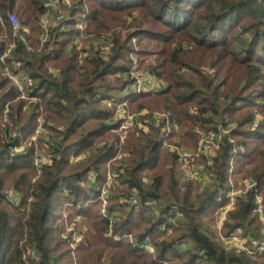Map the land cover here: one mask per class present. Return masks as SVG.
I'll list each match as a JSON object with an SVG mask.
<instances>
[{
	"label": "trees",
	"instance_id": "trees-1",
	"mask_svg": "<svg viewBox=\"0 0 264 264\" xmlns=\"http://www.w3.org/2000/svg\"><path fill=\"white\" fill-rule=\"evenodd\" d=\"M42 4L43 0H0L3 12L18 9L21 20L16 15L31 31L26 39L35 48ZM70 7L41 51L20 43L7 61L28 100L21 98L0 64V264H27L31 252L38 254L36 264H61L63 254H56L51 233L63 200L77 213L97 220L92 264H258L254 257L220 248L201 230V220L227 202L229 172L245 165H254L246 176L258 185L230 214L225 234L246 229L258 217L249 218L255 213L256 192L264 184V0H78ZM84 14L86 27L81 32L76 22ZM86 32L89 37L82 38ZM133 39L154 46L136 51ZM132 51L139 55L142 69L141 55L154 57L146 72L163 81L160 90L133 91ZM118 98L129 99L128 107L144 101L136 105L140 110L163 104L159 108L181 124L183 136L194 145L204 134L218 137L228 130L216 155L203 160L212 182L204 190L196 185L195 202L191 188L196 183L177 185L175 154L164 158L173 164L166 184L159 174L145 184L144 171L162 163L165 121L154 118L157 124L152 120L147 127H152L150 133L127 141L124 147H131L130 153L124 152L119 159L123 164L113 163L110 173L119 183L120 196L138 195L143 204H158L125 212L126 205L116 195L106 216L101 208L86 212L88 203L98 202L108 162L118 151L119 136H107L115 123ZM103 100L110 106L100 108ZM39 117L51 135L45 142L39 138V150L44 152L40 163L31 141ZM117 120L119 128L121 119ZM24 140L32 144L19 152ZM221 195L224 199L217 201ZM178 207L180 218L175 214ZM171 212L177 223H168ZM138 243H147L152 251L138 248ZM256 254L261 257L264 252Z\"/></svg>",
	"mask_w": 264,
	"mask_h": 264
},
{
	"label": "rangeland",
	"instance_id": "rangeland-1",
	"mask_svg": "<svg viewBox=\"0 0 264 264\" xmlns=\"http://www.w3.org/2000/svg\"><path fill=\"white\" fill-rule=\"evenodd\" d=\"M78 0H71V3L69 5L66 6L65 8V14L68 16V14L71 12L70 10V6L74 5V3H76ZM70 7V8H69ZM72 9V8H71ZM13 12L15 15L18 14V9L14 8ZM17 16V15H16ZM20 20L21 17L18 14ZM17 16V17H18ZM18 18V19H19ZM19 20V21H20ZM85 21V20H84ZM83 21L84 26L86 25V23ZM21 22V21H20ZM78 23L76 22V25ZM79 25V24H78ZM40 28L41 25H40ZM65 28H68V26H66ZM89 28V27H88ZM31 34V31L29 32ZM89 37L87 35V32L84 33L82 38H86ZM94 37V35H93ZM96 40V39H94ZM83 42V41H81ZM132 46L134 47V49L137 51L138 48L143 49L148 47L149 50H151L154 46V43L151 42H147V41H142L141 43L137 42L136 39L132 40ZM134 56L136 59L139 58V55H136L134 51L131 52L130 54V59H132L131 57ZM143 60L145 59V61L143 62V66L145 67V69L141 68V64L140 61H138V71L136 72V76H138L140 79H146L145 81L146 83V87H148L149 85L151 86L152 89H155L156 87H161L163 85V81H155L153 78L151 77H147L149 74L146 72V65L149 63L150 60H153L154 57H145L144 55H141ZM140 60V59H137ZM133 62L131 63V67H132ZM149 81H153L155 83V85L150 84ZM143 82V81H142ZM123 99L118 98L117 102L118 103L117 107L119 105H123L125 106V108L127 110H129L132 113L135 114H139L140 111H145L146 113L150 114V113H154V112H159L162 114H168L167 112H164L163 109H160L159 107H164L163 104H159V103H152L153 108H146L143 110H140L141 108H136V105L140 102H144V101H140L137 103H133L131 104V106L128 107V101H130L129 99H125L128 101H122ZM109 102V101H108ZM110 106V102L106 103L105 100H103L101 102V106L100 108H105V106ZM111 108V107H109ZM153 109V110H151ZM117 108L116 111L113 115V121L115 122L112 125V129L110 132H108L107 136H110L111 134H116L117 138L119 136V139L117 141L118 144V151H116V153H114L113 156H111L109 162H108V176H107V180L105 182V184L102 185L101 188V192H100V196H99V200L96 204H92V203H88L89 207H86L87 211H91L92 213L95 212L97 213L100 208H101V214H103L104 216L107 215V211H104L106 209V207H108V204L113 203L114 201L111 200L114 196H118V202H122L126 205V208L124 209L125 212L128 211H132V208H134V211H142L143 207L146 205H150L151 203L153 205H157V202H152L149 201L146 204H143L142 202H140L138 199V195H133V197L131 199L129 198H125V196L123 194L119 193V183H115L113 180V175L112 173V164L115 163L116 165L120 166L123 163H119V159H122L124 157V152H128L130 153L131 147L130 149H128L129 146H127L126 148L124 147L125 144H127V141H131L133 140L132 136H138L141 132L144 133H150V129L152 127H150V129H147V127L150 125L151 121L153 120L152 118L150 119L149 123L147 124L148 126H142V125H136L133 126L132 128L128 129L126 131L125 134L122 133L121 131V124L118 128V125L116 124L118 122L117 119H119V116H117ZM146 114V115H148ZM168 116H171L168 114ZM120 120V119H119ZM176 120V119H175ZM153 123L157 124L156 120H153ZM57 124V123H56ZM36 128L35 131L32 132L33 134L31 135V141L32 143L36 144L35 146V158L37 157L38 154H40L41 158L39 159V163L41 162V159H43V151L39 150L38 147V141L39 138H42V140L45 142V139L47 138L48 135H50V133H46V131H48L46 128L42 127V122H39V120L37 119V121L35 122ZM38 125L40 127V132L37 133V128ZM58 126H62V123H58ZM153 126V124H152ZM156 126V125H155ZM143 129V130H142ZM182 129V130H181ZM145 130V131H144ZM228 130L224 129L222 130V134L221 136H215V139H210L207 142H205L203 139V137H199L197 138V142L194 145L193 143H191V141L186 138L187 136L183 134L184 133V129L181 128V124L177 123V131L175 132L174 135H172L170 142L173 143V145L178 146L180 148V150L183 153H187L188 156H184L178 158V162L177 165L175 167V179L177 181V185L179 188L186 186L188 183L190 182H194V186L193 188H191L192 194L195 195L193 198V202L196 201L197 199V194L199 193L197 191L196 185L200 186V190H204V185H202L200 182V180H202L201 176L194 175L191 167L194 166H200V165H204L203 160H205V155L201 152L205 151V147L206 149L209 150H214V149H219L220 144L223 143V135L227 134ZM123 134V135H122ZM201 134V133H200ZM202 135V134H201ZM51 136V135H50ZM121 137L124 139V141L121 140ZM32 143H27L26 140L23 141V146L19 149V152H24L28 146V144H32ZM97 145H103V144H97ZM219 145V147H218ZM253 147H258L257 144H253ZM200 149V150H199ZM244 149V148H243ZM162 150V156H161V162L160 166H156L154 168L153 171L150 170H146L144 171V175H143V179L145 181V184L149 185L152 180H155L154 178L156 177V174L162 175L163 176V183L166 182V180L170 179L169 176H166L168 170L173 167L172 163H169L168 161L164 162V158L169 157L168 155L171 152H167L163 149ZM216 150V151H217ZM245 151V150H244ZM193 152L198 153V156L193 155ZM132 154V152H131ZM172 154V153H171ZM131 156V155H130ZM44 160V159H43ZM235 162V159L232 160V163ZM127 164V162H126ZM234 166V165H233ZM254 167V165H245L244 169L236 171L235 166L232 169L233 172L229 173L230 174V178L231 181H229V187L231 188V190H229L227 192L226 198H227V202L223 205V206H218L215 210L210 211L209 213H207L201 220V230H204L210 238H212L216 244L228 251V252H233V253H240V254H246L249 255L251 257H254L253 260L260 264L263 263L264 264V255H262L261 257H258L256 253H263L264 252V184L263 186L259 187V195L256 200V208L258 207L259 211H256V208L254 210V214L249 216V218H254L253 216L256 214L258 217L256 218L255 222H250L246 229L242 230V242L241 243H237V244H233L231 243V236L234 232L240 230H236L233 231L231 234L226 235L225 233L228 232L226 225L229 222V218H230V214L232 212H234L237 209V206L240 204L241 200H245L247 192L249 190H251L253 188V185L250 181H246L248 180L247 172H249V170H251ZM90 177L94 178L92 173L89 172L88 173ZM109 174H111V179L109 178ZM195 176H197L199 179H195ZM232 183V185H231ZM166 184V183H165ZM84 189L88 188V184H83ZM229 188V189H230ZM93 195L95 194L94 192L92 193ZM107 196V197H106ZM225 195H221V197L217 198V201H222ZM229 196V197H228ZM235 196H237L235 198ZM241 198V199H240ZM260 200V201H259ZM82 201V200H81ZM109 202V203H108ZM68 204H66V201H62L60 203V206L58 208H56V213L57 218L53 223V228L54 230L52 231V235H53V244L56 245L57 249H58V253L56 254H63V258H62V262L61 264H92L93 259H91L90 255L92 252L95 251L96 247L95 244L93 242V237L95 236V233H98V230L95 226L97 220L96 218H89L88 215H83V214H79L78 209H73L69 206H67ZM131 207V208H130ZM177 207V206H176ZM108 209V208H107ZM177 209L175 211L176 216H179V218L182 216L181 214H183L181 212L180 207L175 208ZM158 212V210H157ZM151 214H157V213H152L150 211ZM181 213V214H180ZM149 214V215H151ZM126 215L123 214V217H125ZM136 217V216H135ZM168 219V223H177V217L173 216V213L171 212V215H169ZM263 218V219H262ZM138 219V218H137ZM167 223V224H168ZM169 232V231H167ZM111 235V232H110ZM112 237V235H111ZM131 241L134 240L133 237H131V235L129 234L127 236ZM117 241H121L123 240L121 236H116L114 237ZM261 242V243H258ZM145 245V243H138L137 247L138 248H142ZM260 246H262L260 248ZM150 248V246H149ZM108 251L110 252H115L117 249H108ZM145 250L148 252L149 249ZM256 250H258V252H256ZM254 251V254H252V252ZM235 253V254H236ZM237 254V255H240ZM256 254V255H255ZM38 259V254H33V252H31L30 255H28L27 257V264H36V260ZM169 262L166 261L165 264H168Z\"/></svg>",
	"mask_w": 264,
	"mask_h": 264
},
{
	"label": "built area",
	"instance_id": "built-area-1",
	"mask_svg": "<svg viewBox=\"0 0 264 264\" xmlns=\"http://www.w3.org/2000/svg\"><path fill=\"white\" fill-rule=\"evenodd\" d=\"M70 3H71V0H43L42 5L44 8V13L41 16V27L42 28H41V31L38 37V47L37 48H35L32 44H30L29 41L26 39V33H28L29 30L27 31V29L24 28L23 24L19 21L18 17L11 11L5 13L0 9V45L2 47V52L0 54V64L2 65V67L4 66L3 74L6 75L9 78V80L18 88L22 99L28 100V98L26 97L27 93L25 92V87L20 81V78L17 75L13 74L12 71L9 69V67L6 65L7 61L8 59L12 57L13 51L16 50L17 44H20V43L24 44L25 47L30 50L34 51V49H36L35 51H41L44 45L50 39L49 37H50L51 29L57 25H62L63 22L66 20L67 16L65 14V8ZM84 17H85V14L82 16V21L78 22L79 25L77 24V28L81 32L86 27V25L84 26L83 24ZM6 22L10 24V28H8ZM82 37H83V34H82ZM51 49L52 47H50V50ZM131 58H132L133 64H132V67L130 68V75H131V78L135 79V83L133 84V91L140 93V92H153V91L160 90L161 87H156L155 89H152L150 85L146 87V83H147L145 81L146 79H140L138 76H136V72L138 71V60L134 56H132ZM30 81L31 79H28L27 82H30ZM149 83L155 85L153 81H149ZM116 113H117V116H119V119H121L120 120L121 121V131L123 134H125L128 129L136 125L148 126L147 124L149 123L151 118L152 119L157 118V120L159 121L164 120L165 124L162 127L161 136H160L161 149L177 155L178 158H180V156L181 157L188 156L187 153H183L178 146H175L173 145V143L170 142L172 135H174L175 132L177 131V125L175 122L171 121V118L170 116H168V114L154 112L152 115H150L146 113L145 111H140L139 114H135L127 110L125 106L123 105H119L117 107ZM38 120L39 122H42L41 117H39ZM40 131H41L40 127L38 126L37 133H39ZM210 139H215V136L210 135V134L203 135L202 140H204L205 142H207ZM121 140L124 141L122 137H121ZM216 150L217 149L209 150V149H206L205 147V151L201 153H203L205 157H207L208 159H211L212 157L216 155ZM193 155L198 156V153L193 152ZM232 160L233 158L231 159V164L233 165ZM190 167L194 175L198 174L199 176H201L202 180H200V182H202L201 183L202 185L206 186L212 182L211 175L206 172L204 165L194 166V167L190 166ZM232 172L233 170L231 168L229 173H232ZM109 176H110L109 178L111 179L112 178L111 174H109ZM229 178H230V174H229L228 180ZM195 179L198 180L199 178L195 176ZM113 180H114V176H113ZM229 181H231V179ZM246 181H250L253 185V188H256L258 185L256 182L250 179ZM114 182L117 183V181H114ZM229 190H231V188ZM258 195H259V191L256 192V200L257 198H259ZM236 197L237 196H235V198ZM256 211H259L258 207L256 208ZM230 240H231V243L233 244L241 243L242 242V230H238L234 232ZM149 246L150 245L145 243V245L142 248H146V249H149V251H152L151 246L150 248ZM261 247L262 246H260V248ZM256 252H258V250H256ZM236 254H240V253H236ZM252 254H254V251L252 252Z\"/></svg>",
	"mask_w": 264,
	"mask_h": 264
}]
</instances>
